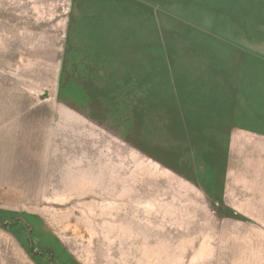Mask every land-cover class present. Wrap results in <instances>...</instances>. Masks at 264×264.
I'll use <instances>...</instances> for the list:
<instances>
[{
	"label": "crops",
	"instance_id": "1",
	"mask_svg": "<svg viewBox=\"0 0 264 264\" xmlns=\"http://www.w3.org/2000/svg\"><path fill=\"white\" fill-rule=\"evenodd\" d=\"M16 1L29 6L30 0ZM128 1L67 0L59 34H27L19 41L21 55L19 47L12 50L17 58L42 60L37 74L49 68L56 96L37 104L39 110L32 104L19 110L17 102L0 99V187L22 188L26 202L42 201L38 208L24 210L33 220L31 228L40 235L56 233L55 225L44 224L45 204L77 203L79 197L96 198L99 187L108 194L109 187L119 185L114 178L97 181L99 153L101 161L106 160L104 170L113 174L115 125L126 132L127 146L121 149L125 156L117 162L122 174L130 163L131 138L140 144L154 138L153 145L161 149L155 154L171 158L152 160L160 179L154 182L155 196L143 198V203H174L179 193L189 201L194 195L208 203L207 218L249 222L245 234L264 235V224L252 225L263 216L258 212L264 204V49L257 45L264 41L163 37L157 22L146 20L144 6L131 10ZM28 12L25 8L23 17L28 18ZM66 89L74 100L61 95ZM100 142L109 148L104 151ZM134 146L146 157L139 144ZM15 162L25 167L13 170ZM142 171L137 175L141 189L146 187V165ZM9 191L5 195L21 192ZM232 208L239 213L233 215ZM165 213L164 217L178 218L171 210ZM3 242L6 249L20 247L27 253L22 239L9 228H0ZM229 243L235 250L239 245ZM251 249L249 262L256 257ZM28 262L54 263L35 262L31 255Z\"/></svg>",
	"mask_w": 264,
	"mask_h": 264
},
{
	"label": "rangeland",
	"instance_id": "2",
	"mask_svg": "<svg viewBox=\"0 0 264 264\" xmlns=\"http://www.w3.org/2000/svg\"><path fill=\"white\" fill-rule=\"evenodd\" d=\"M12 1L15 3L0 0V99L17 102L19 110L30 104L36 105L34 110H39L41 105L37 104L48 102L51 97L56 96V92L51 91L54 76L48 74V67L44 68L42 75L37 74L42 60L17 58L13 54L16 51L12 50L19 47L17 51L21 55L19 41L27 34L28 37L33 33L34 36L41 35V31L43 35L45 31L59 34V25L64 21L62 10L67 0H30L29 6ZM128 3L131 10L144 6L146 20H155L163 37L215 35L264 41V0H129ZM25 8L29 9L28 18L23 17ZM12 38L18 41L11 42ZM30 44L33 47L35 45L32 42ZM257 45L264 49V43ZM72 93L67 89L61 91L64 98L74 100ZM112 133L116 137L111 151L113 174L109 169L104 170L106 160L103 159L105 163L102 162V155L99 153L97 181L100 184L101 181L114 178L119 185L109 187L108 194L105 188L102 190L99 187L96 198L79 197L77 203L45 204L46 209L42 212L46 215L44 224L55 225L59 229H55L56 233L45 236L40 235L37 228H31L33 220L24 210L38 208L43 204L41 199L40 203L32 204L25 201L27 195L22 193V188L0 187V206L17 208V212L10 213L0 207V228L15 231L27 251L26 253L20 247L6 249L3 242L0 244V264H31L28 262L30 255L35 262L55 264H264V235L245 234V227L249 226V222L207 218L205 214L208 203L206 205L194 195L189 201L179 193L178 200L174 203H143V198L151 200L155 196L154 186L160 179V169L152 160L155 157L171 158L166 154H155L156 150L161 149L153 145L154 138L150 142L145 140L142 144L131 138L130 163L122 174L117 162L125 156L121 154V149L125 150L127 146V139L124 138L126 132L114 125ZM166 141L169 143L168 139ZM134 143L140 145L141 152L147 158L133 150L136 149ZM98 146L104 148V151L109 148L104 142H100ZM173 150L176 148L173 147ZM142 165H146L147 176L146 187L142 184L141 189L137 175L143 173ZM22 167L25 165L13 163V170ZM6 172L8 174L9 171ZM1 175L4 172L0 170V177ZM202 181L208 183L204 178ZM202 181L200 180L201 184ZM10 189L12 195L18 189L21 192L14 196L5 195ZM182 190L184 189L179 188V191ZM214 203L215 201H211L209 204L216 207ZM260 205L263 207L258 215L263 216L255 218L253 226L264 224V204ZM212 209L209 208L208 213ZM170 210L172 215L178 216L177 219L163 216ZM231 210L233 215L240 211L236 208ZM144 212L146 218L142 214ZM230 231L233 233H228ZM231 239L239 243L236 250L229 245ZM250 249L256 255L251 257L252 262H249L250 257L247 256ZM63 254H66L64 260ZM6 258H16L18 262H3Z\"/></svg>",
	"mask_w": 264,
	"mask_h": 264
}]
</instances>
